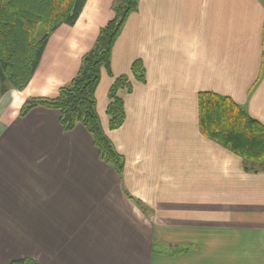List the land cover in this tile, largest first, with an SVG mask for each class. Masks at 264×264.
I'll list each match as a JSON object with an SVG mask.
<instances>
[{
    "label": "crops",
    "instance_id": "0c3cea01",
    "mask_svg": "<svg viewBox=\"0 0 264 264\" xmlns=\"http://www.w3.org/2000/svg\"><path fill=\"white\" fill-rule=\"evenodd\" d=\"M116 2L88 0L75 26L50 38L27 89L0 100V264H264V172H247L199 128L203 93L264 125L260 0H140L96 94L122 174L84 127L65 132L58 111L21 116L27 100L71 83ZM139 60L146 83L132 73ZM121 77L126 120L111 131L109 92Z\"/></svg>",
    "mask_w": 264,
    "mask_h": 264
},
{
    "label": "trees",
    "instance_id": "16d2710c",
    "mask_svg": "<svg viewBox=\"0 0 264 264\" xmlns=\"http://www.w3.org/2000/svg\"><path fill=\"white\" fill-rule=\"evenodd\" d=\"M87 2L0 0V100L12 90L23 92L29 86L50 38L64 25L75 26ZM139 3L140 0H117L114 19L100 29L94 47L83 56L80 70L71 83L60 88L55 97L27 100L21 110L22 117L38 107L56 110L65 132H72L78 126L84 127L100 159L119 174L124 171L125 161L102 128L96 94L102 71L112 75L113 49L127 19L139 10ZM41 28L44 31L39 37ZM132 73L139 82L146 83L142 61L133 64ZM125 87L129 88L128 79L121 77L116 79L109 92L111 103L107 114L111 131L120 129L126 120L125 104L118 97L119 91ZM199 128L204 137L241 157L247 172H264V125L231 98L214 93L200 94ZM11 264L39 263L26 258Z\"/></svg>",
    "mask_w": 264,
    "mask_h": 264
},
{
    "label": "rangeland",
    "instance_id": "374dc122",
    "mask_svg": "<svg viewBox=\"0 0 264 264\" xmlns=\"http://www.w3.org/2000/svg\"><path fill=\"white\" fill-rule=\"evenodd\" d=\"M262 3H263V5H264V0H260ZM104 27V26H103ZM43 31H44V29L43 28H41L40 30H39V37H42V35H43ZM100 32V31H99ZM99 35V34H98ZM97 40V39H96ZM94 47V46H93ZM89 52V51H88ZM83 58V57H82ZM82 61V60H81ZM27 89V88H26ZM25 89V90H26ZM12 91H16V90H12ZM11 92V91H10ZM17 92H19V91H17ZM9 93V92H8ZM7 93V94H8Z\"/></svg>",
    "mask_w": 264,
    "mask_h": 264
}]
</instances>
